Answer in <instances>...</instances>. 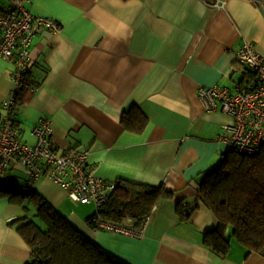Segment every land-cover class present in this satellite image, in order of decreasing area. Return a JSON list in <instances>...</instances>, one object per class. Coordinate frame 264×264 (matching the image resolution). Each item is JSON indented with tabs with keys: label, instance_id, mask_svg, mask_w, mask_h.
<instances>
[{
	"label": "crops",
	"instance_id": "0c3cea01",
	"mask_svg": "<svg viewBox=\"0 0 264 264\" xmlns=\"http://www.w3.org/2000/svg\"><path fill=\"white\" fill-rule=\"evenodd\" d=\"M23 4L36 15L57 19L61 28L43 29L31 43L28 70L36 89L19 91L13 114L19 139L33 144V127L49 120L59 151L88 150L97 176L133 189L164 185L172 194L154 205L144 234L135 237L93 233L86 222L92 211L82 209L79 215L69 209L75 202L67 190L45 175L34 191L128 264H264L263 255L247 254L236 239L224 256L203 244L202 234L216 217L198 196L200 181L220 159L222 125L232 121L226 113L206 111L198 89L239 85L244 68L237 51L245 41L264 55V0ZM0 8L10 10V0H0ZM12 68L10 60L0 59V109L14 85ZM131 106L148 119L140 133L121 122ZM12 170L25 173L19 164ZM180 201L196 205L184 206L190 210L187 218ZM24 214L9 195L0 194V264H25L30 258L31 249L13 222Z\"/></svg>",
	"mask_w": 264,
	"mask_h": 264
},
{
	"label": "trees",
	"instance_id": "16d2710c",
	"mask_svg": "<svg viewBox=\"0 0 264 264\" xmlns=\"http://www.w3.org/2000/svg\"><path fill=\"white\" fill-rule=\"evenodd\" d=\"M242 67L239 85L251 89L256 85V77L244 65ZM121 122L126 129L140 133L148 119L141 110L131 106L123 111ZM1 193L9 195L13 203L26 211L31 204L35 206V217L24 214L13 221L31 249L25 264H128L76 228L34 188L18 189L8 177L0 183ZM171 194L164 185L133 189L117 182L99 209L100 214L116 223L137 228L150 215L154 205ZM198 196L216 217L212 228L203 233V244L213 253L224 256L230 249L231 239L235 238L246 248L247 254L257 252L264 256V146L252 154L226 150L223 146L216 167L200 181ZM179 204L182 214L189 217L187 209L191 207L185 209L188 205L182 201ZM92 219L90 214L86 222L91 224Z\"/></svg>",
	"mask_w": 264,
	"mask_h": 264
},
{
	"label": "built area",
	"instance_id": "2783aa9c",
	"mask_svg": "<svg viewBox=\"0 0 264 264\" xmlns=\"http://www.w3.org/2000/svg\"><path fill=\"white\" fill-rule=\"evenodd\" d=\"M218 1V0H217ZM12 8H0V59L10 60L13 88L0 109V183L8 178L15 164L25 170L27 187L34 188L36 181L45 175L67 190L75 203H93L95 210L90 229L117 232L135 237L144 234L149 216L133 228L101 216L102 205L116 183L95 174L89 162V151L65 149L59 151L53 138L49 120L32 129L35 142L29 144L19 139V130L13 120L17 97L22 88L36 89L27 72L31 61L30 46L43 30L57 32L61 25L53 17L36 15L29 11L23 0H10ZM238 61L256 77V85L249 89L237 85L201 86L198 97L206 111H219L231 116L232 121L222 125L218 139L226 150L252 154L264 146V55L257 52L254 43L245 41L237 51ZM192 208V205H188Z\"/></svg>",
	"mask_w": 264,
	"mask_h": 264
},
{
	"label": "rangeland",
	"instance_id": "374dc122",
	"mask_svg": "<svg viewBox=\"0 0 264 264\" xmlns=\"http://www.w3.org/2000/svg\"><path fill=\"white\" fill-rule=\"evenodd\" d=\"M238 77H239V75H238ZM9 177L13 181V183H14V185H15L16 188L23 189V190H28V188H26L27 187L26 186L27 177H26V174L24 172H22L21 170H12V171H9ZM71 203H74V202L71 201ZM192 205H194V204H192ZM68 208L69 209L71 208V210L75 211L79 215H81L83 213L82 209H84V211L86 213L91 212V211L93 212L95 210L94 205L91 204V203H86V204H83V205L82 204H76V203H74V204H71V207H68ZM206 209L208 211H210L213 215H215L214 212L209 207L208 208L206 207ZM23 210H24L25 214H28L30 216H33V214L35 212V206L33 204H31L29 210L26 211L24 208H23ZM197 210H198L197 207L196 208H193V211L192 212L197 211ZM33 217H35V216H33ZM84 221H85V218H84ZM202 238H203V234H202ZM231 242H233L234 244H236L235 238H232Z\"/></svg>",
	"mask_w": 264,
	"mask_h": 264
},
{
	"label": "water",
	"instance_id": "95a60500",
	"mask_svg": "<svg viewBox=\"0 0 264 264\" xmlns=\"http://www.w3.org/2000/svg\"><path fill=\"white\" fill-rule=\"evenodd\" d=\"M112 194V191L109 193V196Z\"/></svg>",
	"mask_w": 264,
	"mask_h": 264
}]
</instances>
